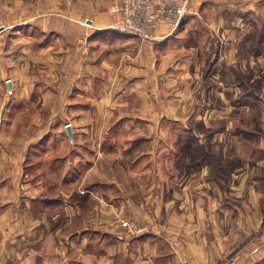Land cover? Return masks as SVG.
Returning a JSON list of instances; mask_svg holds the SVG:
<instances>
[{
    "label": "crops",
    "instance_id": "0c3cea01",
    "mask_svg": "<svg viewBox=\"0 0 264 264\" xmlns=\"http://www.w3.org/2000/svg\"><path fill=\"white\" fill-rule=\"evenodd\" d=\"M20 1L23 4L29 0ZM106 1L115 4L119 0ZM9 2L0 0V182L5 184L7 179L13 182L15 175L22 176L31 157L46 159L52 155L54 170L60 164L64 166L57 190L64 195V200L49 196L53 185L36 186V192L42 193L36 197L23 194L18 200L1 199L6 189L2 185L0 264H224L226 258L235 264L261 261L264 238L258 244L252 239L234 255L238 249V230L229 214L246 204L234 199L224 204L227 199L223 200L220 183L208 178L211 170L198 162L197 168H193L186 161L184 148L190 144L188 136L162 138L156 131L146 136L141 134L142 125L150 130L179 126L182 132L190 133V107L181 104V117L176 119L172 116L173 107L168 104L163 114L165 121H158L155 116L142 122V114L146 113L141 111L138 81H132L133 88L122 93L109 95L102 90L105 87L102 74H115V66L123 62L131 43L129 36L109 29V15L98 12L90 16L93 20H88L87 12H67L72 18L62 20L61 16L65 15L61 12H9L13 10ZM77 17L85 18L84 23L83 18ZM186 19L177 32L189 25ZM173 34L162 40H168ZM60 49L66 51L64 59ZM65 59L68 71L62 75L61 62L66 63ZM221 60L212 62L208 77L212 84L198 92L201 98L220 99L222 92L216 72ZM135 61L136 66L132 68L124 62L119 67L133 80L141 73L140 57ZM45 64L52 65L50 73L41 70ZM92 85L101 93H94ZM238 92L235 89L230 93L236 96ZM189 93L190 88L186 87L181 96ZM153 96L152 102L156 104L157 94ZM205 108L203 117L197 115L205 124L226 119L214 103ZM151 109L156 113L155 105ZM97 113L106 116L101 121L92 119ZM94 129L100 130L99 135L92 133ZM219 135L214 133L206 144L212 143L221 149ZM194 139L202 147V137ZM161 142L180 143L182 150L176 152L177 157L173 156V148L160 152ZM63 145L70 148L69 154H61ZM160 160L173 163L167 162L171 176L158 169ZM143 161L147 163L141 166ZM188 165L196 170L195 174L188 173ZM257 165L243 168L250 177L248 184L232 183L229 189L232 193L242 190L241 193L249 194L247 207L256 211V222L261 224L264 206L258 183L253 181ZM236 171L230 175L235 177ZM144 175L162 180V184L147 186L148 193L155 189L153 192L159 194L153 197L156 210L152 218H142L148 232L128 235L121 227L112 226L109 217L118 212L132 214L137 209L130 194L143 187L139 182ZM190 175L197 177L195 184L174 182L177 176ZM119 176L125 179H117ZM13 187L16 193L21 192L18 186ZM111 190L117 195L109 194ZM237 197L241 196L233 198ZM60 207L62 211L53 212Z\"/></svg>",
    "mask_w": 264,
    "mask_h": 264
},
{
    "label": "rangeland",
    "instance_id": "374dc122",
    "mask_svg": "<svg viewBox=\"0 0 264 264\" xmlns=\"http://www.w3.org/2000/svg\"><path fill=\"white\" fill-rule=\"evenodd\" d=\"M10 1L13 10L10 9L9 12H21V10L23 12L41 13L61 12V15H65V17L61 16L62 20L72 18L68 17L67 12H76V14L87 12L89 13V16L86 17L88 20H93V17L90 16L98 12H106L110 17L109 9L114 5L106 0L96 2L95 0H60L59 2L45 0L43 3L38 2V0H27L28 2H23V4L20 0ZM106 3H109L108 7ZM187 14L185 22L189 25L180 32H177L178 29L176 34H173L168 40L142 42L134 36L127 35L131 43L128 50H125L123 62L126 67L132 68V65L135 64L136 66L135 58L139 56L141 73L133 80L127 71L125 73L120 71L119 67L123 62H119V66L118 64L115 66V74L111 72L102 74V77H105L103 80L105 87L102 90L109 95L116 92L122 93L127 88H133L130 85L132 81H138L136 88L142 94L141 111L146 113L142 114V122L155 116L158 121L161 119L165 121L166 117L163 114H165V106L168 104V106L173 107L172 116L176 119L181 117L179 112L181 104L190 107L188 114L192 127L190 133L182 132L179 126L171 128L163 126L157 130H150L142 125L141 134L146 136L156 131L158 136L162 138L188 136L190 144L184 148V150L186 149V161L193 164V168H197L198 162V165H204L211 170V175L208 178H214L220 183L224 196L223 200L225 197L227 199L224 204L232 201V199L240 200L239 202L246 204V207L243 205L242 208L233 209L229 214L238 230V249L234 254L238 255L242 251L241 247L247 246L249 242H252V239L258 244V241L264 238V221L257 224L256 211L247 207L246 200L251 199L249 194L241 193L242 190L239 193H232L229 189V185L232 183L241 186L248 184L250 177L247 169L244 170L243 168L257 163L258 165L254 168L258 171L253 181L256 180L255 182L258 183L257 188L261 191V205L264 206V0H193ZM82 18L77 17L76 19L81 20ZM16 19L20 20L19 17ZM84 19H82L83 23ZM60 50H62L61 58L64 59L63 52L66 51ZM19 51L18 47L17 52ZM50 52H55V50H50ZM219 59L222 60L216 76L219 78L221 97L220 99H218L219 97L216 99L208 96L201 98L197 94L201 90L211 87L212 80H210L211 78L208 79L210 67L213 61ZM51 68L52 65L47 66L45 64L41 70L47 72ZM60 70L62 75H66L68 71L67 60L66 63L65 61L61 62ZM45 72L43 73L45 74ZM186 87L190 88L189 95L181 96L182 89ZM92 88H94L93 85ZM235 89L237 92L240 91L236 96L230 93ZM245 92L249 96H244ZM94 93H101V90L94 88ZM154 93L157 94L156 104L152 102ZM213 103L220 107V111L226 119L214 123L210 120L211 122L206 123L207 127L203 119H197V115L203 117L205 107ZM199 104H203V107H200ZM152 105L156 106V113H153ZM93 115L95 117L93 116L92 119L97 121L103 120L106 116V114L100 113ZM20 131L18 129V133ZM94 132L99 135L100 130L94 129L92 133L94 134ZM214 133H221L219 135L221 149L212 143L206 144V140H210ZM195 136L202 137L204 140L202 147H198L196 144ZM90 137L95 138V135ZM89 141L92 142L93 139L89 138ZM90 148H93L92 145ZM168 148H173L175 152L173 156L177 157L176 152L182 150V145L180 143L166 145L163 142L158 144L160 152H165ZM223 148H225L224 151ZM60 150L62 155H67L70 152L67 145H63ZM172 158L174 159V157ZM52 160V155L46 159L31 157L25 164L26 169L22 176L15 175L12 178L13 182L10 179H7L5 184L4 181L0 182V187L5 185L6 188L1 199L11 197L18 200L23 194L28 196L32 194L36 197L42 194L36 192V186L48 187L53 185L54 189L51 190L49 196H53L54 199L57 196V200H64V195L57 191L64 166L60 164V167L54 170ZM167 162L173 164L170 163V160H160L158 169L160 168L164 175L168 176L171 169H168ZM146 163L145 161L141 162V166ZM187 168H189L187 169L188 173H196V170H192L190 165ZM235 169L237 175L232 177L230 172ZM193 176L171 178L176 184L182 182L195 184L196 181L194 180L197 177ZM117 179L124 180L125 177L119 176ZM139 183L143 187H139L138 191L135 190L130 194L137 209L132 214L118 212L109 217L111 218L109 220H112V226L121 227L128 235L132 234L129 233L127 227L122 225V222L137 224L144 229L142 234L148 232V226L142 223V218H152L157 203L153 197L159 194L153 192L155 189L149 194L147 186L162 184V180L154 176L144 175L140 177ZM13 186H18L21 192L16 193L17 190ZM109 194L117 195L113 190ZM148 195H151L152 198H148ZM237 195L241 197L233 198ZM68 200L70 199L68 198ZM90 206L88 207L90 208ZM57 210L62 211V207L54 209L53 212ZM224 260L223 263L233 262L231 258ZM255 262H257L256 264H264V257L261 261L255 259Z\"/></svg>",
    "mask_w": 264,
    "mask_h": 264
},
{
    "label": "built area",
    "instance_id": "2783aa9c",
    "mask_svg": "<svg viewBox=\"0 0 264 264\" xmlns=\"http://www.w3.org/2000/svg\"><path fill=\"white\" fill-rule=\"evenodd\" d=\"M193 0H119L109 9V29L134 36L142 42H159L176 32L187 16ZM132 235L144 229L135 223L122 222ZM201 264H208L203 262ZM224 264H235L227 261Z\"/></svg>",
    "mask_w": 264,
    "mask_h": 264
},
{
    "label": "trees",
    "instance_id": "16d2710c",
    "mask_svg": "<svg viewBox=\"0 0 264 264\" xmlns=\"http://www.w3.org/2000/svg\"><path fill=\"white\" fill-rule=\"evenodd\" d=\"M185 18H186V17H185ZM185 18H184V20H185ZM184 20H183V22H184ZM183 22L181 23L180 27L183 25ZM180 27H179V28H180Z\"/></svg>",
    "mask_w": 264,
    "mask_h": 264
}]
</instances>
